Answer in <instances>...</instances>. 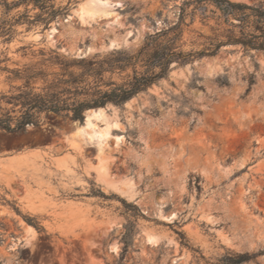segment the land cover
Segmentation results:
<instances>
[{
	"label": "rangeland",
	"instance_id": "374dc122",
	"mask_svg": "<svg viewBox=\"0 0 264 264\" xmlns=\"http://www.w3.org/2000/svg\"><path fill=\"white\" fill-rule=\"evenodd\" d=\"M15 1L0 0V113L11 108L2 95L24 83L15 71L122 54L135 68L104 73L121 84L146 70L143 51L175 24V46L204 53L107 103L96 121L109 126L104 172L98 144L73 141L70 117L0 131V264H226L242 253L252 257L240 264H264V50L225 43L260 34L255 12L242 10L249 22H240L211 2L102 0L105 13L87 18L79 5L88 0H50L62 11L45 24L38 7ZM229 1L264 10V0Z\"/></svg>",
	"mask_w": 264,
	"mask_h": 264
},
{
	"label": "trees",
	"instance_id": "16d2710c",
	"mask_svg": "<svg viewBox=\"0 0 264 264\" xmlns=\"http://www.w3.org/2000/svg\"><path fill=\"white\" fill-rule=\"evenodd\" d=\"M49 1L17 0L12 5L17 6L31 2L43 11L45 16L38 17L47 24L62 11L59 8L53 9V6L48 4ZM191 2H211L223 15L238 16L240 22H249V16L244 15L242 10H253L255 13L252 14L254 19L251 22L255 23V28L260 31V34L248 33L241 37L229 36L225 43H241L244 46L264 50V10L229 0H189L185 1L184 5ZM5 5L8 6V3H5ZM28 22L32 23L29 19ZM170 33H173V35L165 41L162 40L150 46L148 45L149 47L143 51L142 60L147 67L146 70L138 75L136 70L133 69L131 79L121 84L106 79L104 73H112L115 70L122 71L128 66L135 68L137 61H131L130 57L122 54H118L111 61L96 60L94 58L59 59L57 61L59 71L51 73L31 69H26L23 74L15 71L14 74L23 78L24 83L17 89V93L8 96L2 95L1 97V99L5 98L6 102L11 104V108L0 113V131L5 133L23 132L28 126L37 127L40 124L41 115L46 117L49 114L64 115L73 120L83 121L86 110L103 107L109 102L121 104L160 77L165 76L169 64L173 60L186 62L195 55L204 53V51L196 53L183 52L178 46H175V42L182 35V31L177 24L155 33L153 40ZM222 44L224 42L217 44L210 53H215ZM74 67L78 68L79 71L74 72L71 69ZM154 68H158V70L156 71ZM37 81L41 82L38 86L35 84ZM23 219L38 232L44 231L43 227L33 218L24 216ZM251 257L246 253L238 254L229 258L226 264H240L248 261Z\"/></svg>",
	"mask_w": 264,
	"mask_h": 264
},
{
	"label": "bare ground",
	"instance_id": "6f19581e",
	"mask_svg": "<svg viewBox=\"0 0 264 264\" xmlns=\"http://www.w3.org/2000/svg\"><path fill=\"white\" fill-rule=\"evenodd\" d=\"M101 1L102 0H88L86 2L81 3L79 5V13L81 15L80 17L92 18L94 16L95 17L98 16L100 13L103 14V12L105 11V8H104V5ZM114 43H115L114 40H111L107 44V46L109 48H111L110 46L115 45ZM105 108H107V107H105ZM105 108L104 107H99V108L97 107V109L86 110L85 111V118H84L85 121L81 124L74 123L73 129H72V139L78 145H85V144L88 145L89 143L92 144V142H95L98 144V146H96L97 154H98L97 157L99 156V160L97 163H98V166L100 167V170L102 172H104L106 170V164L107 163H105V162L107 160L104 161L105 159H103L101 157V154L104 153L105 150L102 149L101 145L99 144V141H101L102 139L107 137V135L109 133V126H106L104 128H98V126L96 125V121L99 118H102V117L104 118V109ZM102 145H103V143H102ZM104 147H106V146H104ZM61 165L65 166V162L62 161Z\"/></svg>",
	"mask_w": 264,
	"mask_h": 264
},
{
	"label": "water",
	"instance_id": "95a60500",
	"mask_svg": "<svg viewBox=\"0 0 264 264\" xmlns=\"http://www.w3.org/2000/svg\"><path fill=\"white\" fill-rule=\"evenodd\" d=\"M66 18H64V20H63V22H66ZM50 32V29L48 30V33ZM87 48L84 50V51H81L80 53H79V55L81 56V57H84L86 54H87ZM172 71H173V69L172 70H170L169 71V76L171 75V73H172ZM108 106H112V105H110V104H107V105H104L103 107H108ZM124 106V105H123ZM92 109H97V108H92ZM89 110V109H88ZM84 118H85V112H84ZM84 118H83V121H75V120H73L72 121V123H78V124H81V123H83L85 120H84Z\"/></svg>",
	"mask_w": 264,
	"mask_h": 264
}]
</instances>
